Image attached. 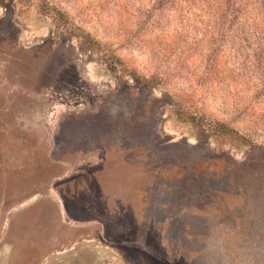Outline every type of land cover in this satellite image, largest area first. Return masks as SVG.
I'll return each instance as SVG.
<instances>
[{
  "label": "rangeland",
  "instance_id": "374dc122",
  "mask_svg": "<svg viewBox=\"0 0 264 264\" xmlns=\"http://www.w3.org/2000/svg\"><path fill=\"white\" fill-rule=\"evenodd\" d=\"M0 264H264V0H0Z\"/></svg>",
  "mask_w": 264,
  "mask_h": 264
}]
</instances>
